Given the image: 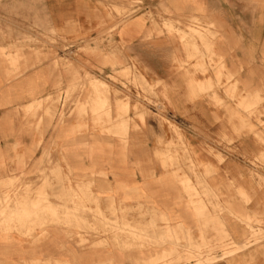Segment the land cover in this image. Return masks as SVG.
<instances>
[{"label":"crops","instance_id":"1","mask_svg":"<svg viewBox=\"0 0 264 264\" xmlns=\"http://www.w3.org/2000/svg\"><path fill=\"white\" fill-rule=\"evenodd\" d=\"M124 1L0 0V198L9 202L0 206L8 216L0 221V264H142L173 251H126L123 242L79 232L100 227L111 206L154 215L155 223L132 218L135 226L153 227L156 242L175 235L183 244L216 247L224 237L238 248L249 237L245 218L264 211V187L251 166L264 158V128L254 119L264 124V0H139L143 10L129 19L102 5ZM34 20L44 25L37 34L44 28L69 40L100 34L111 48L101 59L82 57L70 75L25 54L13 65L7 59L15 56L13 37L32 35ZM193 21L209 38L208 54L199 42L163 31L172 25L188 35ZM191 52L198 59L189 60ZM216 65L233 95L214 88ZM126 67L165 87L163 109H129L115 124L105 117L95 125L87 116L59 126L44 107L35 110L75 70L111 77ZM107 101L117 121V100ZM228 259L264 264V243Z\"/></svg>","mask_w":264,"mask_h":264},{"label":"rangeland","instance_id":"2","mask_svg":"<svg viewBox=\"0 0 264 264\" xmlns=\"http://www.w3.org/2000/svg\"><path fill=\"white\" fill-rule=\"evenodd\" d=\"M102 5L106 7L111 16L113 14L125 19H129L143 10L139 0H129L119 3L105 2ZM16 6H14L15 12L17 10ZM147 17L152 21L155 20L151 14H147ZM16 23L20 22L17 21ZM191 25L193 27H189L188 35H184L172 25H163V31L168 35L177 34L181 41H188L191 45L199 42L204 53L208 54V36L204 32H201L198 23L195 21ZM29 26L33 29L31 30L32 35L13 37L15 42L13 50L15 56L14 58L7 57V59H10V63L13 62V65H16L19 60H22L23 54H25L33 58L35 63L48 65L51 71L64 70L70 75L74 70L76 62H80L82 57L101 59L104 48H111V45L105 47L106 41L104 39L106 37L104 38L100 34L97 37L77 36L69 40L49 28H44L42 34H37L38 29L44 27L42 21L39 23V21L34 20ZM4 52V50H0L2 57L5 54ZM202 56L201 54V59L203 58ZM188 59L194 60L198 59V57L191 52V56ZM192 71L201 73L202 75L205 74V69L202 68L195 67ZM214 72L216 75L214 88L225 90L226 95H233V93L230 94L232 88H230L229 84L227 83L224 86L221 83L223 79L221 66H214ZM103 77V74L98 72L97 75L84 73L80 76L79 72L75 70L72 81L66 85L58 84L55 87L54 93L44 100L42 102L43 104L36 105L35 110L37 111L44 107L46 109L45 117L55 122V126H59L66 120L73 118L81 120L87 116L93 119L95 125L100 124L105 117L108 118L110 124H115L123 118L129 109H133V112H138L139 110L152 111L165 107L164 101L167 95L165 87L158 83H146L136 74L133 68L126 67L111 77H104L109 83L105 82L102 79ZM229 81L230 78L227 79V82ZM208 90H213V87H210ZM110 95L117 100L115 104L117 121L114 122L111 121L107 114L110 109L107 99ZM246 111L248 112V118H253L251 114L252 110L248 109ZM154 118L161 122L166 121L165 117L158 114ZM167 118H171V116L168 115ZM254 119L259 126L264 128V124L261 123L259 116H255ZM262 160L263 162L259 161L260 164L255 162L251 165L254 169V175L257 178V186L259 188L264 187V158ZM171 166L176 165L171 163ZM190 166V171L192 172L193 166ZM16 183L14 182V184L12 183L2 188L4 190H6V187L12 188L16 186ZM10 198L12 199L14 197ZM7 204H9L7 199L1 197L0 206L4 207ZM92 204L97 205L95 202ZM110 209L112 210L109 211V219L105 222H100V227L97 225L87 229H81L79 227V232L93 237L106 236L112 245H118L120 242H123V248L126 251H139L149 248L157 250L163 248V246H168L173 250L169 254H163L160 257H155L154 260L148 263L142 264H229L228 258H231L238 252L245 251L251 246L264 243V211L258 216L245 218L244 223L248 228L249 237H246L244 245L238 248L233 245H225L224 237H219L220 243L216 247L208 243L201 244V246L193 245L191 240L189 243L183 244L182 239L175 235L167 236L156 242L154 238H151V234H154L153 227L141 228L135 226L134 219L132 218L137 213L141 219L149 218L155 223L157 220L154 215L141 214V212H136L135 210L117 212L113 210L112 206ZM7 217L5 213H0V221L6 220ZM22 222L23 220L14 221L16 224ZM158 222L165 223L163 220H159ZM1 230H4V227H0ZM217 250L222 252L220 259L215 256V251Z\"/></svg>","mask_w":264,"mask_h":264},{"label":"bare ground","instance_id":"3","mask_svg":"<svg viewBox=\"0 0 264 264\" xmlns=\"http://www.w3.org/2000/svg\"><path fill=\"white\" fill-rule=\"evenodd\" d=\"M6 198V197H5ZM7 199V198H6Z\"/></svg>","mask_w":264,"mask_h":264}]
</instances>
